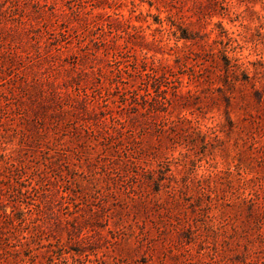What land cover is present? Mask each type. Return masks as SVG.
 <instances>
[{
	"label": "rangeland",
	"instance_id": "rangeland-1",
	"mask_svg": "<svg viewBox=\"0 0 264 264\" xmlns=\"http://www.w3.org/2000/svg\"><path fill=\"white\" fill-rule=\"evenodd\" d=\"M0 264H264V0H0Z\"/></svg>",
	"mask_w": 264,
	"mask_h": 264
}]
</instances>
